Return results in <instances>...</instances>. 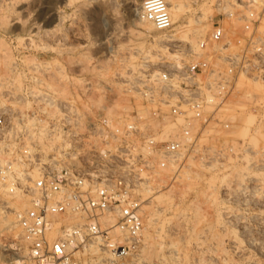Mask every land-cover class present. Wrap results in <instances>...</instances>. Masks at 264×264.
Returning <instances> with one entry per match:
<instances>
[{
    "label": "rangeland",
    "instance_id": "1",
    "mask_svg": "<svg viewBox=\"0 0 264 264\" xmlns=\"http://www.w3.org/2000/svg\"><path fill=\"white\" fill-rule=\"evenodd\" d=\"M178 2H182L185 15L178 18L171 31L160 32L145 22L137 25L135 9L126 0H69L67 4L63 0H0V52L8 55L6 60L0 54V79H7L0 85V118L5 125L0 134V155L21 164L26 163V158H19L23 148H30L34 157L56 152L64 137L50 136L48 129L50 122L66 118L67 102L75 105L76 112L78 109V132L97 114L109 116V108L118 102L128 110L111 115L116 120L140 110L144 102L140 88L146 82L131 86L134 83L129 79L137 80L140 71L147 74V80L149 73L171 60L161 59L164 43H160L159 35L183 31L188 19L200 16L205 6L212 16L216 3ZM55 8H59L60 18L54 16ZM209 15L203 22L207 25L204 36L210 29ZM33 21L40 25L38 30L33 29L37 33L30 28ZM110 32L114 37L107 40ZM156 40H160V48L155 47ZM179 44L190 47L170 41L172 55L180 51ZM8 60L17 67L12 65V73L6 77ZM6 83L12 89L17 84L15 90L10 88L12 93ZM249 89L264 93L260 86ZM45 95L52 101L44 100ZM100 95L103 104L92 105ZM255 113L237 114L234 117L239 124L231 128H209L200 140L205 152L186 158L177 176L164 173L151 182L153 193L145 192V240L140 256L149 259L148 264H264V110L261 118ZM251 116L255 120L247 134L244 125ZM5 183L9 181L0 179V264H15L23 256V246L19 228L15 221L9 228L6 215H15L16 207L11 206L15 202L25 207L26 198L10 196ZM228 184L230 189L226 188ZM160 194L164 200L159 204L155 197ZM151 216L153 221L149 223Z\"/></svg>",
    "mask_w": 264,
    "mask_h": 264
},
{
    "label": "built area",
    "instance_id": "2",
    "mask_svg": "<svg viewBox=\"0 0 264 264\" xmlns=\"http://www.w3.org/2000/svg\"><path fill=\"white\" fill-rule=\"evenodd\" d=\"M140 16L160 32L173 28L165 0H144ZM177 53L140 88L143 111L100 113L78 132L67 102L66 118L48 129L64 137L56 152L23 148L21 164L0 155L6 192L26 198L15 211L23 246L15 264H142L146 188L205 152L209 128L238 125L242 112L262 117L264 93L249 88L264 91V0H218L208 33ZM4 126L0 118V134Z\"/></svg>",
    "mask_w": 264,
    "mask_h": 264
},
{
    "label": "bare ground",
    "instance_id": "3",
    "mask_svg": "<svg viewBox=\"0 0 264 264\" xmlns=\"http://www.w3.org/2000/svg\"><path fill=\"white\" fill-rule=\"evenodd\" d=\"M64 2H66V4L69 2V0H63ZM129 2V4H131L133 7H134V9H135V13H134V19H135V21L137 22V25H141V24H143V22H145V24L146 25H148V26H151V28L153 27V23L151 22V21H148V20H145V19H142L141 18V16H140V11H139V9L142 7V4H140V0H126V3L128 4V2ZM168 4H170V6H169V10H170V14H171V18H172V24L174 25L176 22H177V20H178V18H182V16L183 15H185V12H184V10H183V6L181 5V3H179L178 2V0H165ZM211 1V0H210ZM212 1H214V0H212ZM216 2L218 1V0H215ZM210 4V3H209ZM186 6V5H185ZM209 6V5H208ZM203 7V6H202ZM57 8V7H56ZM54 9L53 10V13H54V16L55 17H57V18H60L61 16H60V13H59V8L58 9ZM205 8V10H206V8L208 9V7H204ZM210 8H212V7H210ZM209 8V9H210ZM190 9V8H189ZM201 10H203V8L201 9ZM205 10H203V13L202 14H200V16H198V17H196V18H192V17H190L189 19H188V22H187V25L185 26V29L183 30V31H180L178 34L176 33V34H168L169 36H166V34H165V36H162V35H159L160 36V40H161V42H160V40H158L161 44H163V46H161V48H160V45L161 44H159V42L157 41V45L159 44V46H155V47H158V48H160V51H161V54H160V56H161V59L163 60V58H171V59H173V58H175L176 57V55L178 54V53H173V55H172V53L169 51V49H168V45H169V42L170 41H178V42H182V43H188L190 46H193V45H195V43H196V41L198 40V39H200V38H202V37H204V34H205V32L207 31L206 30V28H207V25H204L203 24V22L205 21L206 22V19L208 18V12L207 11H205ZM209 13H210V10H209ZM209 16H211V14L209 15ZM17 19H18V17H17ZM17 19H14L15 21L17 20ZM142 20V21H141ZM18 21V20H17ZM35 21V20H34ZM33 21V23H31L30 24V28L33 30V29H37L38 30V28H39V26H37L36 25V23ZM150 28V27H149ZM174 28V27H173ZM37 30H33V32H38ZM32 32V31H31ZM160 34V33H159ZM163 35H164V33H163ZM33 36H35V35H33ZM112 33L110 32V33H108V35H107V37H108V39L107 40H109L110 38H112V37H114V36H112ZM30 37V36H29ZM117 37V36H116ZM200 37V38H199ZM158 39V38H157ZM31 40V39H30ZM29 40V41H30ZM22 42V41H21ZM46 43V42H45ZM32 44V43H31ZM34 44V43H33ZM32 44V45H33ZM41 44V43H40ZM117 44V43H116ZM35 46L37 47V45L35 44ZM44 47H45V45H44ZM117 47H119V46H117ZM136 47V46H135ZM178 47H180V51H185L186 50V47H185V45H178ZM158 48H157V50H158ZM135 50L136 49H138V48H134ZM133 49V50H134ZM142 49V48H141ZM139 50H140V48H139ZM1 51V50H0ZM138 50H136V52H137ZM147 52H149L148 50H146ZM155 51H156V49H155ZM153 52V54H155L156 52ZM2 52V51H1ZM0 52V54L1 55H3V53H1ZM132 52V51H131ZM157 52H159V51H157ZM160 53V52H159ZM4 54H5V52H4ZM6 54H7V52H6ZM6 54L5 55H3V56H1V57H3V58H5L6 60H7V56H6ZM9 55H10V53H8ZM139 54H140V52H139ZM141 54H143V53H141ZM144 54H146L145 52H144ZM148 55H149V53H148ZM155 55H157V54H155ZM11 56V55H10ZM143 56V55H142ZM152 56V55H151ZM159 56V57H160ZM144 57V56H143ZM157 57V56H156ZM158 57V58H159ZM146 58V57H145ZM149 58V57H148ZM148 58H146L147 60H150V59H148ZM9 59L10 60H12L10 57H9ZM145 59V60H146ZM5 60V61H6ZM141 61H144V59L143 60H141ZM140 61V62H141ZM156 61V60H155ZM8 62H10L9 60H8ZM8 62H5V64H6V66L8 67L7 68V72H9V73H7V72H5L6 74L5 75H7V74H10V73H12V69H13V67L14 68H16L17 66H14L11 62V64L10 63H8ZM151 62V61H150ZM149 62V63H150ZM19 63V62H18ZM141 63H143V62H141ZM145 63V62H144ZM148 63V64H149ZM26 64V63H25ZM45 64V63H44ZM131 64V63H130ZM129 64V65H130ZM132 64H134L133 62H132ZM12 65H13V67H12ZM136 65V64H135ZM138 65L141 67L142 65H144V64H139L138 63ZM147 65V61H146V63H145V66ZM5 65H3V67L5 68L6 67ZM37 66H40L39 64L37 65ZM36 65H35V67H37ZM134 65H130V67H132L131 69L133 70V68H135V67H133ZM138 66V67H139ZM149 66V65H148ZM147 66V67H148ZM43 67V66H42ZM45 67V66H44ZM44 67H43V69H44ZM46 67H48V65L46 66ZM38 68H40V67H38ZM9 69V70H8ZM37 70V68H34V70ZM47 69H49V68H47ZM144 70H145V68H143ZM143 69H141L140 68V70H143ZM3 70V69H2ZM46 70V69H45ZM50 70V69H49ZM135 70H137L136 68H135ZM14 72H15V69L13 70ZM13 72V73H14ZM38 72V71H37ZM136 73V72H135ZM44 74V73H43ZM134 74V73H133ZM132 74V75H133ZM150 74V73H149ZM49 75V74H48ZM146 75L147 74H144L143 75V73L142 72H140L139 71V74H138V76H137V80H131V79H129L128 81L130 82V83H134V84H131V86H133V85H135V83L137 82V85H138V83H144L145 84V81H146ZM9 75H7L6 77H8ZM42 76V75H41ZM3 77H5V76H1V78L2 79H0V81H1V84L0 85H2L3 84V82H4V80L6 79V78H3ZM49 77V76H48ZM4 79V80H3ZM10 80V79H9ZM6 81H7V79H6ZM12 81V80H11ZM11 81H9V84H10V82ZM128 82V84H130ZM8 83V82H7ZM6 83V85H9V84H7ZM5 85V86H6ZM17 85V84H16ZM16 85H13L14 87L16 86ZM136 85V86H137ZM140 85H142V84H140ZM146 85V84H145ZM52 86V85H51ZM9 87V90H10V85L8 86ZM7 87V88H8ZM14 87H13V89L12 90H15L14 89ZM18 88V87H17ZM16 88V89H17ZM50 89H51V87H50ZM8 89H7V91H9ZM17 91V90H16ZM16 91H13L14 93L16 92ZM10 92H11V90H10ZM3 93V92H2ZM12 93V92H11ZM17 94V93H16ZM12 95V94H11ZM65 98V97H64ZM138 100V99H137ZM74 101V100H73ZM90 101H91V99H90ZM102 101H103V96H99L98 97V99H94V100H92V105H96L97 107H100V104L102 103ZM89 102V101H88ZM4 103V102H3ZM77 104V103H76ZM91 104V103H90ZM103 104V103H102ZM101 104V105H102ZM111 107H112V109H111ZM110 108H109V110H110V112H109V116L111 117V115H115L116 114V112L119 110V111H121L120 109H122V110H128V106H126V105H123V104H121L120 102H118V103H116L115 105H112ZM23 108V107H22ZM1 109V108H0ZM88 109L90 110V108L88 107ZM98 109V108H97ZM107 109V108H106ZM3 110V109H2ZM2 110H0V111H2ZM140 110H142L143 111V107H142V104L140 105ZM85 111V110H84ZM3 112V111H2ZM16 112V111H15ZM77 112H78V109H77ZM91 112V110L89 111V113ZM106 112V111H105ZM82 113H84V112H82ZM86 113H88V112H86ZM119 113V112H118ZM18 114V113H17ZM120 114V113H119ZM82 115V114H81ZM86 116V115H85ZM83 117H84V115H83ZM86 119H88V118H86ZM254 120H255V117H253V116H251L248 120H247V122L245 123V132L248 134V131H251V129H250V127L252 126V124H253V122H254ZM42 129V128H41ZM250 129V130H249ZM44 130V129H43ZM42 131V130H41ZM44 131H46V130H44ZM41 133V132H40ZM215 133V132H214ZM213 133V134H214ZM46 134V133H45ZM38 136V135H37ZM51 136V135H50ZM58 137V136H57ZM56 137V138H57ZM204 140V139H203ZM206 140V139H205ZM42 142V141H41ZM49 142H50V140H49ZM48 142V143H49ZM50 144V143H49ZM52 144V143H51ZM42 145V144H41ZM43 146H44V143H43ZM51 146V145H50ZM50 146L48 145V147L50 148ZM30 147V146H29ZM44 147H46V145L44 146ZM53 147V146H52ZM55 147V146H54ZM49 148H47V149H49ZM57 148V147H56ZM45 149V148H44ZM47 151V150H46ZM52 151V150H51ZM32 152V151H31ZM45 152V151H44ZM227 155V154H226ZM228 156V155H227ZM205 158V157H204ZM197 159V158H196ZM9 160V159H8ZM189 160V159H188ZM253 160V159H252ZM21 161V160H20ZM191 161V160H190ZM251 161V160H250ZM256 161V160H255ZM253 162V161H252ZM187 163V162H186ZM185 163V164H186ZM249 163V162H248ZM191 164V163H190ZM253 165V164H252ZM18 168V167H17ZM189 168V167H188ZM16 169V168H15ZM18 170V169H17ZM169 170H171V169H169ZM187 170V169H186ZM185 170V171H186ZM19 171V170H18ZM20 172V171H19ZM169 172V171H168ZM185 173H187V172H185ZM10 174L11 173H8V175L10 176ZM251 178V177H250ZM167 181V180H166ZM159 183H161V179H160V181H159ZM239 184V183H238ZM237 184V185H238ZM242 185V184H241ZM159 186H160V184H159ZM229 186V184L226 186V188ZM229 188V187H228ZM230 189V188H229ZM152 190H154V186H153V184H150L147 188H146V193H153V191ZM230 191V190H229ZM155 199H157L158 200V202H159V204H160V202L161 201H163L164 200V196H162V194H160V195H157L156 197H155ZM13 203V202H12ZM26 203V202H25ZM172 203V202H171ZM170 203V204H171ZM21 204H19V202H15L14 204H12L11 206H13L14 208L16 207V210L15 211H17L18 209H17V207L19 208V206H20ZM21 208H22V206H20ZM13 208V209H14ZM13 212V211H12ZM11 211H10V213H12ZM155 212V211H154ZM154 212H152L151 214H153ZM13 214H7L6 215V221H8V224H9V228H10V226H11V224H12V222L13 221H15V225H16V216L15 215H13ZM12 216V217H11ZM4 217V216H3ZM149 217V216H148ZM153 217L154 216H151L149 219V223H151L152 221H153ZM14 218H15V220H14ZM11 223V224H10ZM13 226H14V224H12ZM7 228V227H6ZM20 231V230H19ZM145 255V254H144ZM148 255V254H147ZM142 257V256H141ZM140 257V259H139V263H142V264H148L149 262H148V257H147V259L148 260H146L145 258H141ZM144 257V256H143ZM150 258V257H149ZM146 260V261H145ZM17 262H20V259H17L16 260ZM154 264V263H153Z\"/></svg>",
    "mask_w": 264,
    "mask_h": 264
}]
</instances>
